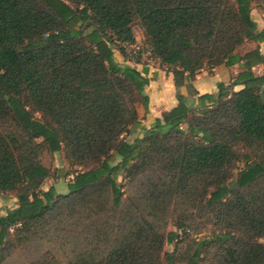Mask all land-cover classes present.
Masks as SVG:
<instances>
[{
  "label": "trees",
  "instance_id": "obj_1",
  "mask_svg": "<svg viewBox=\"0 0 264 264\" xmlns=\"http://www.w3.org/2000/svg\"><path fill=\"white\" fill-rule=\"evenodd\" d=\"M254 4L264 9V0H0V194L17 199L0 213V264L25 251L35 259L18 264H264V29ZM135 20L176 88L203 69L243 67L217 93H178L128 141L150 103L148 79L115 57L136 43ZM247 44L256 46L241 54ZM59 152L66 194L43 189L52 171L42 158Z\"/></svg>",
  "mask_w": 264,
  "mask_h": 264
},
{
  "label": "rangeland",
  "instance_id": "obj_2",
  "mask_svg": "<svg viewBox=\"0 0 264 264\" xmlns=\"http://www.w3.org/2000/svg\"><path fill=\"white\" fill-rule=\"evenodd\" d=\"M253 20L260 25L264 21V9L262 7L257 6L256 4L253 5V10L251 12ZM133 31L136 39V43L133 46H127L126 48V56L123 57L121 53L115 50V57L117 61L124 65L125 63L129 62V60H136L138 57L139 52H142L140 56V63L150 64L154 68H156L157 75L159 73L164 74L168 72L166 68L160 66L159 61L153 58L150 54V48L147 44L146 36L144 28L142 27L139 20H135L133 24ZM264 45V44H261ZM256 44H247L241 50L240 53L244 54L251 48H254ZM134 63L133 61H131ZM208 72L212 73L209 69H205ZM198 74V73H197ZM153 94V89L150 91ZM150 106V105H149ZM140 110V126L134 129L132 135L127 137L128 141L134 140L136 137L142 136L145 130L148 127L149 116L145 112L143 106L138 107ZM149 110V109H148ZM43 163L49 167L52 171V177L47 179L43 185V189L47 190L51 186H54L58 194H66L68 192V183L72 176L67 175L70 172V168L68 163L65 161L63 152L59 153H46L42 158ZM119 182L122 183V179H119ZM124 183V182H123ZM14 194H0V213L5 214L8 210L14 208ZM264 243V239H262ZM54 247V248H53ZM50 246L48 244L43 245L42 251H46L51 249L54 252L56 258L60 262H65L66 258L64 257L63 251L59 249L57 246ZM35 248V247H34ZM174 245L168 244L166 246L167 251H173ZM32 252H20L12 259L9 260L7 264H18L22 260L33 259L36 255ZM32 253V254H31ZM35 259V258H34Z\"/></svg>",
  "mask_w": 264,
  "mask_h": 264
},
{
  "label": "crops",
  "instance_id": "obj_3",
  "mask_svg": "<svg viewBox=\"0 0 264 264\" xmlns=\"http://www.w3.org/2000/svg\"><path fill=\"white\" fill-rule=\"evenodd\" d=\"M257 26L260 31L263 30L264 21L262 24ZM261 50L264 53V45H261ZM127 64H130L138 69L149 81L146 87V92L150 98V106L148 108L149 110L144 109L150 118L147 129L154 125L157 118H161L164 113L170 111L177 105L178 101L176 96L178 93L193 97L217 93L218 86L221 83L227 85L230 84L232 79L238 75L243 67V63H238L232 67L221 65L213 69L212 73L203 69L185 86L176 88L174 77L170 72H165L164 74L159 73L157 75L155 71L156 68L150 64L132 62H127ZM256 71L258 73L264 72L261 67L256 68ZM241 88L242 86H236L234 90L238 91ZM152 89L153 94L150 92ZM138 111L140 114L139 108ZM14 202V206H16V198H14Z\"/></svg>",
  "mask_w": 264,
  "mask_h": 264
},
{
  "label": "water",
  "instance_id": "obj_4",
  "mask_svg": "<svg viewBox=\"0 0 264 264\" xmlns=\"http://www.w3.org/2000/svg\"><path fill=\"white\" fill-rule=\"evenodd\" d=\"M8 99V96L6 97ZM233 190L237 189L238 188V182H234L232 187H231Z\"/></svg>",
  "mask_w": 264,
  "mask_h": 264
}]
</instances>
